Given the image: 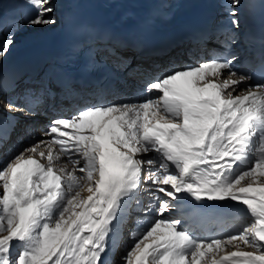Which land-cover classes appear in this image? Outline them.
<instances>
[{
    "label": "snow or ice",
    "instance_id": "obj_1",
    "mask_svg": "<svg viewBox=\"0 0 264 264\" xmlns=\"http://www.w3.org/2000/svg\"><path fill=\"white\" fill-rule=\"evenodd\" d=\"M27 2L26 25L56 23L50 0ZM239 4L225 0L233 29ZM221 37L223 51L146 81L138 102L97 100L49 118L41 138L4 159L0 264H103L114 225L137 210L146 223L118 264H264V61L236 70L235 35ZM12 43L3 40L0 57ZM42 110L34 96L18 103L0 88V111L30 120ZM5 136L0 122V147ZM230 202L247 217L235 234L188 227L232 211Z\"/></svg>",
    "mask_w": 264,
    "mask_h": 264
},
{
    "label": "bare ground",
    "instance_id": "obj_2",
    "mask_svg": "<svg viewBox=\"0 0 264 264\" xmlns=\"http://www.w3.org/2000/svg\"><path fill=\"white\" fill-rule=\"evenodd\" d=\"M244 2L245 0H240L236 10L237 19L243 10ZM218 4H220V0H50L48 6L52 8L51 18L56 23L50 26L32 27L25 23V18L32 11L27 0H0V22H2L0 24V44L8 36L13 38L11 46L4 50V56L0 57V67L9 61L14 53L27 48L39 49L43 46L53 48L60 40L67 25L79 18L83 19L85 23L83 36L89 35L95 43H98L104 33L115 34L118 33L119 29L129 34L138 35L139 32L145 29L159 31L161 28H178L193 13H201L200 8L202 5H209L216 9L220 7L219 15L223 13L225 17H228L225 7L222 9L223 5L218 7ZM168 5L170 6L169 9ZM225 20L228 21L229 17ZM18 22L21 23L18 25ZM228 22L230 23V20ZM215 27H217L216 33H219L218 37L208 41L206 45L220 49L222 48L221 33L230 30L223 29L220 25ZM232 32L235 35L236 43L231 46L230 51L237 56L233 67L243 72L246 71V67L243 65L244 57L240 56L242 46H240L241 31L239 26ZM223 46L228 47L227 45ZM203 47L190 44L182 46L160 60L161 64L158 67H154V65L145 61H131V56L128 54L129 49L122 45H116L117 53L109 56V60L119 70L120 74H123V78L118 83L120 87L118 94L105 95L103 101L112 103L138 102L143 94L146 81L161 77L162 68L172 66L173 62L178 63L180 67L189 66L190 62L197 65L198 62L202 61L198 58L199 53L201 51L206 52ZM135 68L138 69V72H144L136 73ZM142 68L143 71H139ZM177 68L174 70H178ZM15 84L10 89H4L0 85V88L4 90L5 99L12 98L19 103L22 102L24 94L43 100L53 93L43 75L29 82L19 78ZM124 94L127 95L123 97ZM59 104V108L63 109V116L68 117L73 114L76 108L91 104V100L87 97L84 99L65 97ZM39 121L40 119L34 118L32 123L34 126L40 125ZM0 122L6 128V142L0 147V165H2L4 159L13 155L17 149L27 146L32 140L41 138L42 132L36 128L29 131V128L34 126L30 124L29 120H25L18 115L0 111ZM143 198L146 201L147 197ZM192 199L194 200V198ZM230 205L232 209L230 212L202 214L187 220V224L194 225L196 233L200 236H204L205 229L214 234L216 238H224V234L229 232L235 234V229L245 224L247 217L242 205L236 202H230ZM175 215H178V213L166 214V216ZM143 219L144 214L137 210L126 213L122 220L116 222L114 235L109 240V249L102 255L103 264H111L112 261H116L118 264L120 254L132 243L131 233L136 230L132 226L138 225ZM206 219H209V222H206ZM226 250L234 251L236 249L229 245Z\"/></svg>",
    "mask_w": 264,
    "mask_h": 264
},
{
    "label": "rangeland",
    "instance_id": "obj_3",
    "mask_svg": "<svg viewBox=\"0 0 264 264\" xmlns=\"http://www.w3.org/2000/svg\"><path fill=\"white\" fill-rule=\"evenodd\" d=\"M199 1H200V0H199ZM222 1H223V0H220V4H218V7H219L220 5H221V6L223 5V7H222V9H223V8L225 7V1H223V2H222ZM222 3H223V4H222ZM169 7H170V6L168 5V9H169ZM217 9H218V11H220L221 8L219 7V8H217ZM219 17H220L219 19H223V20H222L223 23H225V19L228 18V17H225V14H223V13L220 14ZM20 23H21V22H18V25H19ZM227 23H229V22L227 21ZM220 26H221L223 29H225V26H223L222 24H221ZM226 30H227V29H226ZM188 64H189V63H188ZM188 64H186V65H188ZM139 66H144V65H139ZM139 66H137V67H139ZM189 66H196V65H195V64H192V63L190 62ZM137 67H136V68H137ZM175 67H176V68L178 67L177 69L180 70V69L186 68V67H188V66L180 67V66L178 65V63L173 62V63H172V66H170V67H165V66H164V67L162 68V71H161V73H160V74H161V77H163L162 74L169 73L170 71L176 69ZM136 68H135V72H136V73H143V72H144V71H143V68L139 70V71H143V72H138V71H137L138 69H136ZM126 95H127V94H124L123 97H125ZM40 121H41V120H40ZM40 121H39V123L41 124V122H43V121H41V122H40ZM232 220H235V219H232Z\"/></svg>",
    "mask_w": 264,
    "mask_h": 264
}]
</instances>
